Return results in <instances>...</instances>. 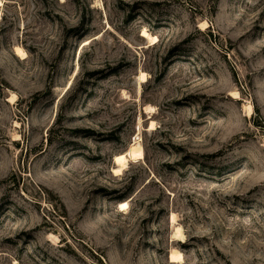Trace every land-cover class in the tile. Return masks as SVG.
Instances as JSON below:
<instances>
[{"label":"rangeland","instance_id":"rangeland-1","mask_svg":"<svg viewBox=\"0 0 264 264\" xmlns=\"http://www.w3.org/2000/svg\"><path fill=\"white\" fill-rule=\"evenodd\" d=\"M0 264H264V0H0Z\"/></svg>","mask_w":264,"mask_h":264},{"label":"bare ground","instance_id":"bare-ground-1","mask_svg":"<svg viewBox=\"0 0 264 264\" xmlns=\"http://www.w3.org/2000/svg\"><path fill=\"white\" fill-rule=\"evenodd\" d=\"M202 25H206V22H203ZM142 34L144 37H146L149 40V42H151V43L156 42V38L154 36H151L146 30H143ZM16 52L21 57L26 56L25 52L19 47H16ZM146 80H147L146 74L144 72H141V74L139 76V82L143 83ZM233 93L235 96L238 95V93L235 91ZM145 109L148 111L153 110V108L148 106V105ZM248 109L251 111L252 107L249 106ZM148 113H151V112H148ZM154 128H155V123L152 121L150 123V129L152 130ZM142 159H144V150H143L142 146L140 145L139 141H135L131 145V147L128 149V151L116 154L114 156V163H115V167L113 168L114 175H120L123 172V170L125 169V167H127L126 164L129 161H136V160L139 161ZM128 206H129V204L127 201H122V202H120L119 209L122 211V210L127 209ZM176 220L177 219H176L175 214H172L171 222H172V224L176 225L175 226V232L173 234V238L176 240H179V241H184L185 237H184V234L182 231V227L177 224ZM170 261L173 263L182 262L183 261L182 253L177 249H173L170 253Z\"/></svg>","mask_w":264,"mask_h":264}]
</instances>
